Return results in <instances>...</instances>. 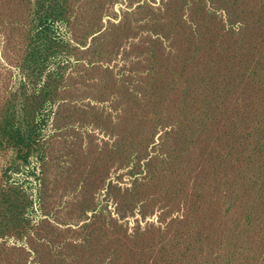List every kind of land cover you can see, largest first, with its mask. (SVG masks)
<instances>
[{
  "label": "rangeland",
  "instance_id": "obj_1",
  "mask_svg": "<svg viewBox=\"0 0 264 264\" xmlns=\"http://www.w3.org/2000/svg\"><path fill=\"white\" fill-rule=\"evenodd\" d=\"M0 264H264V0H0Z\"/></svg>",
  "mask_w": 264,
  "mask_h": 264
}]
</instances>
